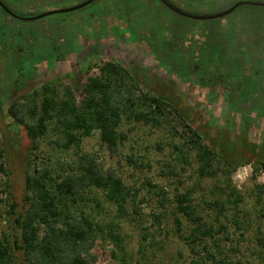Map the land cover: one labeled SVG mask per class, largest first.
<instances>
[{"label":"rangeland","instance_id":"1","mask_svg":"<svg viewBox=\"0 0 264 264\" xmlns=\"http://www.w3.org/2000/svg\"><path fill=\"white\" fill-rule=\"evenodd\" d=\"M0 1L16 16L33 17L76 7L87 0ZM154 1L157 4L158 0ZM168 1L186 14L201 17L223 12L239 2ZM246 1L264 4V0ZM97 4L28 21L7 16L0 10V148L3 151L1 164L6 171H0V235L16 234L14 217L26 209L24 177L28 159L38 169L52 165L59 158L67 163L76 162L73 149L63 151L51 144L58 139L51 129L39 140L38 149L32 150L24 127L12 123L9 106L19 96L33 92L40 99L41 86L48 82L54 83L59 91L71 88L79 102L81 86L87 78L98 75L99 66L105 62H113L132 73L142 89L177 101L186 122L201 133L205 145L216 148L218 143L231 141V152L226 156L230 162V182L242 202L236 208L227 205L222 215L206 205L214 199H225L220 190L225 184V175L198 177L194 153H188L186 162L181 161L179 153L172 147L177 146L179 140L164 129L123 121L119 130L126 139L113 155H109L99 134L93 132L82 139L81 151L105 170L114 171L126 186L137 192L135 201L126 203L125 214L120 217L116 207L99 189L92 191L88 203L71 208L94 222L118 224L121 244L116 247L109 239L103 241L97 237L91 251L96 257L95 264H194L197 255L180 237L187 235L192 225L187 217L176 212L177 198L187 191L192 192L197 214L214 229L225 227L214 235L222 250L215 252L216 257H226L241 264H264V194L259 190L260 187L264 189V114L261 119H250L243 134L240 119L233 112L227 114L225 111L230 106L225 107L222 97L213 100L211 85L198 86L186 80L182 70L168 71L146 48L144 41L130 39L124 24L108 14L107 0L101 3L107 10ZM91 13L94 15L88 20ZM238 14L225 20L235 19ZM54 46L59 60L52 51ZM173 126L176 132L182 130L178 123ZM128 157L148 168L130 164ZM168 165L173 168L171 175L167 174ZM5 181L9 196L3 191ZM158 187L166 192L164 207H160ZM10 206H14V215L8 214ZM160 212L163 215L157 226L152 215ZM174 216L182 222L181 233L175 229ZM206 244L211 245L209 239ZM212 251L214 253L213 247ZM16 255L21 256L20 252ZM204 264H210L207 258Z\"/></svg>","mask_w":264,"mask_h":264},{"label":"trees","instance_id":"2","mask_svg":"<svg viewBox=\"0 0 264 264\" xmlns=\"http://www.w3.org/2000/svg\"><path fill=\"white\" fill-rule=\"evenodd\" d=\"M107 1L110 12L117 18L124 14L130 34L144 39L155 58L165 65L172 59L178 60L186 70L187 80L193 76L196 85H211L213 100L222 97L225 107L230 106L225 111L227 114L233 112L240 119L243 134L250 119L263 117L264 110L255 100L262 103L264 99V7L241 6L240 10L226 17L239 13L237 18L228 21L226 18L195 21L167 8L153 7L150 0ZM52 51L59 60L56 46ZM98 71V75L89 76L81 86L79 102L71 88L59 91L54 83L48 82L41 86L40 99L33 92L19 96L9 106L12 123L24 127L32 150L38 149L39 140L51 129L58 137L51 144L63 151L73 149L76 162L67 163L59 158L52 165L46 164L38 169L35 163L27 160L24 177L26 209L14 217L16 234L0 235V264H95L96 257L91 251L97 237L103 241L109 239L119 247L122 239L117 222H94L71 208L88 203L91 200L89 195L95 189L104 192L119 217L125 214L126 203L135 201V190L80 148L83 138L97 132L109 155L116 154L126 139L119 130L123 121L164 129L171 137L177 138L178 145L172 147L183 162L187 161L188 153H194L198 177L225 175V184L220 189L225 199H214L206 205L222 215L227 205L236 208L242 202L230 182V162L226 156L231 152V141L218 143L216 148L205 145L201 133L186 122L177 101L142 89L126 68L105 62ZM256 96L258 98H254ZM173 123L180 124L182 130L176 132ZM2 158L0 148V171L6 173ZM126 159L137 167L148 168L143 163H134L131 157ZM167 168V174H173V168L169 165ZM7 185L5 181V193ZM259 190L264 194L263 188ZM157 193L161 197L160 207H164L166 192L158 187ZM191 193L187 191L177 198L176 212L187 217L192 225L188 234L180 237L197 255L193 263L204 264L207 258L210 264H241L226 257H216L215 252L221 253L222 250L214 235L225 227L214 229L197 214ZM13 211L14 206H10L8 214L14 215ZM162 215L161 212L152 215L157 226ZM174 222L176 231L181 233L182 222L177 216H174ZM208 239L210 246L206 244ZM16 252H20V258Z\"/></svg>","mask_w":264,"mask_h":264},{"label":"flooded vegetation","instance_id":"3","mask_svg":"<svg viewBox=\"0 0 264 264\" xmlns=\"http://www.w3.org/2000/svg\"><path fill=\"white\" fill-rule=\"evenodd\" d=\"M102 1L103 0H95V1H93L92 3H90L89 5H91V4H97V5H100L101 3H102ZM164 2H162L161 0H158V2H157V4H156V2L154 1V0H150V3H151V5L153 6V7H156V8H167L168 10H170L171 12H173V13H175V14H177V15H179V16H181V17H184V16H182V15H180V14H178V13H176V12H174L173 10H171L167 5H170V6H172V7H174V8H176L177 10H179V11H181L180 9H178L176 6H174L171 2H169L168 0H163ZM239 2H241V3H244V4H242L241 6H244V5H247V4H249V5H255V6H260V7H264V4H259V3H252V2H248V1H239ZM0 3H2L1 1H0ZM3 4V6L4 7H6V9H8V7L4 4V3H2ZM167 4V5H166ZM96 5V6H97ZM102 5V4H101ZM234 5V4H233ZM232 5V6H233ZM88 6V5H87ZM231 6V7H232ZM241 6H239L238 8H236L234 11H232L230 14H228V15H226V16H224V17H222V18H217V19H209V20H218V19H224V18H226V17H228V16H230V15H232L233 13H235V12H237L238 10H240L239 8H241ZM102 7L103 8H105V6L104 5H102ZM231 7H229V8H231ZM228 8V9H229ZM106 9V8H105ZM227 9V10H228ZM0 10L3 12V13H5V15H7V16H10V17H14V16H11V15H9L7 12H5L1 7H0ZM9 10V9H8ZM107 10V9H106ZM10 11V10H9ZM226 11V10H225ZM11 12V11H10ZM107 12H108V14L109 15H111L112 13L110 12V10H107ZM182 12V11H181ZM224 12V11H223ZM12 13V12H11ZM182 13H184V12H182ZM221 13V12H220ZM13 14V13H12ZM186 14V13H185ZM218 14V13H217ZM93 15H94V13H91V15H89V16H87V18H88V20H91L92 19V17H93ZM113 16H114V14H112ZM214 15H216V14H214ZM16 16V15H15ZM192 16H196V15H192ZM210 16H212V15H210ZM17 17H20V16H17ZM115 17V16H114ZM205 17H208V16H205ZM6 18V17H5ZM117 20H119L121 23H123L124 24V26H125V31H128V34H129V38L130 39H132V40H138V41H144L145 42V40L144 39H142V38H140L137 34L136 35H131L130 34V32H131V30L128 28V25H127V23L125 22V17H124V14H123V19H121V18H117V17H115ZM184 18H187V19H191V20H195V21H209V20H196V19H192V18H188V17H184ZM5 20V19H4ZM4 20L2 21V22H4ZM145 45H146V43H145ZM146 48H147V46H146ZM149 49V48H148ZM151 51V50H150ZM151 53L153 54V56L155 57V55H154V53L151 51ZM56 59V58H55ZM158 62H159V64L160 65H162V66H164L166 69H168V71L169 70H171V71H174V72H178L179 70L181 71L182 70V74H183V76H184V78L187 80V73H186V70L184 69V67H182V66H180L179 65V61L178 60H175V59H172L171 61H170V64H168V65H165V64H163L160 60H158L157 58H155ZM173 66H175V67H173ZM188 81H191V82H193L194 84H195V82H194V77L192 76L191 77V79H189ZM254 98H258L257 96L256 97H254ZM255 101H257L256 102V104H257V106H259V105H261V107H262V111L264 110V99H263V101H262V103L261 102H259V100H255ZM261 118H263V117H257V119H261Z\"/></svg>","mask_w":264,"mask_h":264},{"label":"water","instance_id":"4","mask_svg":"<svg viewBox=\"0 0 264 264\" xmlns=\"http://www.w3.org/2000/svg\"><path fill=\"white\" fill-rule=\"evenodd\" d=\"M93 1L95 0H87L85 1L83 4L81 5H78L76 7H72V8H68V9H62V10H58V11H50V12H46L44 14H41V15H38V16H33V17H17L15 16L14 14H12L8 9H6V7L3 6L2 3H0V7L5 11L7 12L9 15L11 16H14V17H17L19 19H22V20H37V19H41V18H44V17H47V16H50V15H54V14H65V13H71V12H74L76 10H79L87 5H89L90 3H92ZM162 2H164L163 0H161ZM242 4L244 3H241V2H238L236 4H234L231 8H229L228 10L224 11V12H221V13H218L216 15H212V16H208V17H201V16H192V15H189V14H185V13H182L181 11L177 10L176 8L170 6V5H167L171 10H173L174 12L184 16V17H188V18H192V19H196V20H209V19H217V18H222L228 14H230L232 11H234L236 8H238L239 6H241Z\"/></svg>","mask_w":264,"mask_h":264}]
</instances>
